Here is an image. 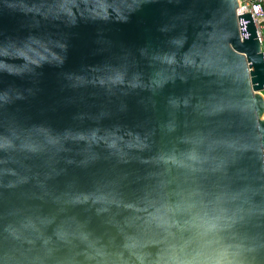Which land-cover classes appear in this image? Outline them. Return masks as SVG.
<instances>
[{"label": "water", "instance_id": "1", "mask_svg": "<svg viewBox=\"0 0 264 264\" xmlns=\"http://www.w3.org/2000/svg\"><path fill=\"white\" fill-rule=\"evenodd\" d=\"M237 7L0 0V264H264V54Z\"/></svg>", "mask_w": 264, "mask_h": 264}, {"label": "built area", "instance_id": "2", "mask_svg": "<svg viewBox=\"0 0 264 264\" xmlns=\"http://www.w3.org/2000/svg\"><path fill=\"white\" fill-rule=\"evenodd\" d=\"M244 14L251 16L264 54V0H238L237 15ZM246 24L247 20L245 18L239 20L241 30H246Z\"/></svg>", "mask_w": 264, "mask_h": 264}, {"label": "rangeland", "instance_id": "3", "mask_svg": "<svg viewBox=\"0 0 264 264\" xmlns=\"http://www.w3.org/2000/svg\"><path fill=\"white\" fill-rule=\"evenodd\" d=\"M264 92V91H263Z\"/></svg>", "mask_w": 264, "mask_h": 264}]
</instances>
